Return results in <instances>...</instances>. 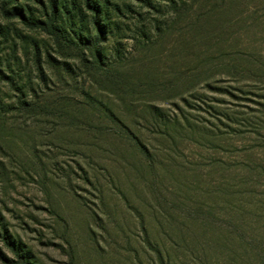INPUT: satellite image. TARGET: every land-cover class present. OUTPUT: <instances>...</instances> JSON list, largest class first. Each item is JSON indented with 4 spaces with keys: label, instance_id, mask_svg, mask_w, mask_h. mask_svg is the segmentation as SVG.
I'll list each match as a JSON object with an SVG mask.
<instances>
[{
    "label": "rangeland",
    "instance_id": "rangeland-1",
    "mask_svg": "<svg viewBox=\"0 0 264 264\" xmlns=\"http://www.w3.org/2000/svg\"><path fill=\"white\" fill-rule=\"evenodd\" d=\"M114 2L117 86L0 3V264H264V0Z\"/></svg>",
    "mask_w": 264,
    "mask_h": 264
},
{
    "label": "trees",
    "instance_id": "trees-1",
    "mask_svg": "<svg viewBox=\"0 0 264 264\" xmlns=\"http://www.w3.org/2000/svg\"><path fill=\"white\" fill-rule=\"evenodd\" d=\"M5 1L13 9V16L19 18L21 23L49 34L61 51L75 54L86 68L91 66L95 71L106 70L103 72L117 80L116 86L121 80L123 82L125 74L120 65L131 51L105 47L116 37V29L112 26L114 16H123L121 7L114 0H0V3ZM31 1L36 2L38 9L28 4ZM142 1L152 6L153 0ZM35 13L40 16L38 20L34 18ZM139 39L149 42L145 35H140ZM141 42H137L138 45ZM38 69L43 75L40 66ZM156 75H145L146 86L156 85Z\"/></svg>",
    "mask_w": 264,
    "mask_h": 264
}]
</instances>
